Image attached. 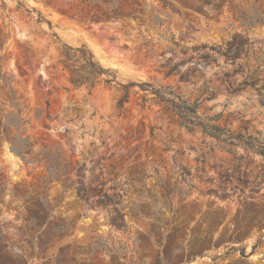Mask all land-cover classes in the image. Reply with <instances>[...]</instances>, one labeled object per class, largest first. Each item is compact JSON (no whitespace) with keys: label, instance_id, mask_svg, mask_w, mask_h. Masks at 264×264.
<instances>
[{"label":"rangeland","instance_id":"obj_1","mask_svg":"<svg viewBox=\"0 0 264 264\" xmlns=\"http://www.w3.org/2000/svg\"><path fill=\"white\" fill-rule=\"evenodd\" d=\"M237 1L254 14L253 0ZM69 3L0 0V104L19 122L10 129L28 139V157L59 150L71 162L64 177L39 187L51 212L68 221L47 253L91 235L131 245L139 231L152 233L154 248L171 244L165 264H264V22L249 26L228 7L216 18L169 11L168 21L156 27L136 20L80 21L67 13ZM234 34L252 44L232 61L223 51ZM59 41L86 44L120 81L155 88L178 86V74L164 76L165 60L190 59L182 69H190V80L178 91L199 104L201 118H213L218 136L180 125L160 105L141 109L133 95L118 108L120 93L102 82L92 90L73 86L56 64ZM200 45L220 52L204 59V51L193 48ZM78 166L86 187L81 196ZM46 169L45 162L25 163L2 142L0 172L9 182L29 184ZM101 169L116 176L125 228L110 225L111 208L97 202ZM19 204L4 207L0 220L19 224Z\"/></svg>","mask_w":264,"mask_h":264},{"label":"trees","instance_id":"obj_2","mask_svg":"<svg viewBox=\"0 0 264 264\" xmlns=\"http://www.w3.org/2000/svg\"><path fill=\"white\" fill-rule=\"evenodd\" d=\"M156 1L155 4L148 6L143 0H70L67 13L71 18L80 21L136 20L156 27L164 25L171 13L181 14V8L216 18L225 7H228L236 11L240 19L246 21L249 26L264 22V0H253L255 6L253 15L246 14L237 0ZM184 14L188 15L186 12ZM0 42L2 45L1 37ZM59 42L56 64L66 80L73 86L92 90L102 82L108 87H114L120 93L116 100L118 108H123L133 95L141 109L160 105L161 111L169 114L180 125L202 128L209 135L218 136V133L213 130L221 129L218 124L211 122L213 118H201L197 111L199 104L183 98L178 91L179 83L190 80V69L186 68L182 71L186 61L190 59H182L173 63L170 58L165 60L162 63L164 76L178 74L176 80L178 86L176 88L172 86L155 88L146 81H120L116 75L117 71L103 66L86 44L73 46ZM250 44L252 43L245 35L234 34L223 51L224 55L235 61L244 53V48ZM193 48L198 53L204 51L201 56L204 59L209 57L211 51L220 52L218 48L207 45ZM154 52L152 45L146 51V55L153 57ZM141 91L143 93H140ZM149 93L152 94L151 97H148ZM13 125L19 128V122L13 123L0 104V146L2 142L7 141L11 151L18 154L25 163L45 162L47 169L41 179L29 184L11 183L0 172V212L4 207L6 209L15 208V201H18L19 207L22 208L19 224L0 220V264H165L172 252L171 244L158 241V248H154L150 232L136 231L131 245L126 241L115 243L109 238L104 239L100 235H91L85 242L60 244L53 252L47 253V250L54 246V242L60 239L63 232L68 229V221L51 212L39 187L43 182L50 183L64 177L71 162L66 161L65 156L59 150L53 153L46 151L42 153V156L37 155L35 158L28 157L26 153L30 150L26 145L28 139L19 137L17 132H12L10 126ZM76 170L77 185L75 188L77 195L81 196V192L86 191L81 180L84 173L82 166H78ZM95 180L99 184V187L94 188L97 202L111 208L110 225L117 229L125 228V213L120 207L122 194L116 176L108 177L101 169L95 176ZM107 183L108 187H106ZM256 244L257 242L254 247ZM240 255L247 256L243 249L240 250Z\"/></svg>","mask_w":264,"mask_h":264}]
</instances>
